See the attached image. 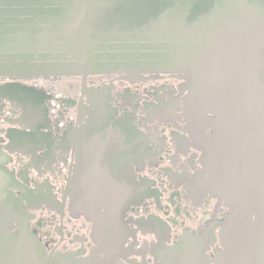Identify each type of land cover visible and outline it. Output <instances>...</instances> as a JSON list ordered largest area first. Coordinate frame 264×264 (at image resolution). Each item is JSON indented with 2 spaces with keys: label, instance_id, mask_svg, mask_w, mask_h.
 Returning <instances> with one entry per match:
<instances>
[{
  "label": "flooded vegetation",
  "instance_id": "af4514ba",
  "mask_svg": "<svg viewBox=\"0 0 264 264\" xmlns=\"http://www.w3.org/2000/svg\"><path fill=\"white\" fill-rule=\"evenodd\" d=\"M191 84L157 72L0 74V258L82 259L104 242L122 264H158L187 242L213 264L230 210L205 169L224 146L234 159L242 138L224 97Z\"/></svg>",
  "mask_w": 264,
  "mask_h": 264
},
{
  "label": "water",
  "instance_id": "95a60500",
  "mask_svg": "<svg viewBox=\"0 0 264 264\" xmlns=\"http://www.w3.org/2000/svg\"><path fill=\"white\" fill-rule=\"evenodd\" d=\"M103 72L172 73L224 97L242 142L234 159L224 146L205 169L206 190L230 210L213 264H264V1L0 0V74ZM98 245L87 258L26 252L13 262L122 264L110 244ZM157 259L199 264L201 256L181 242Z\"/></svg>",
  "mask_w": 264,
  "mask_h": 264
}]
</instances>
